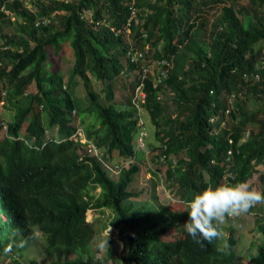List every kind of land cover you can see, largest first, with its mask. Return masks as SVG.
Returning a JSON list of instances; mask_svg holds the SVG:
<instances>
[{"label":"trees","instance_id":"obj_1","mask_svg":"<svg viewBox=\"0 0 264 264\" xmlns=\"http://www.w3.org/2000/svg\"><path fill=\"white\" fill-rule=\"evenodd\" d=\"M126 77L145 93L137 107L133 94L116 97ZM2 102L12 118L0 122V264H45L36 249L49 264H238L237 224L227 247L197 243L186 201L248 182L264 163V0H36L34 10L0 0ZM140 108L154 127L147 147L165 165V178L155 174L178 206H152L140 186ZM255 205L239 215L258 212L249 255L264 264V202ZM90 209L112 211L122 251L72 260L96 237Z\"/></svg>","mask_w":264,"mask_h":264},{"label":"rangeland","instance_id":"obj_2","mask_svg":"<svg viewBox=\"0 0 264 264\" xmlns=\"http://www.w3.org/2000/svg\"><path fill=\"white\" fill-rule=\"evenodd\" d=\"M35 1L36 0H25V4L26 6H28V8L34 10ZM219 13H220V9H217L215 12H213V14L210 17L211 20L216 19ZM58 59L59 57H56V60ZM73 64H74L73 60L67 57L62 63L61 68L67 74V72L70 69H72ZM148 70H150L149 74H154L157 70V64L151 65L150 69ZM135 75H136L135 73H132V76L135 77ZM130 79L133 80L134 78L126 77L123 80L119 81V84L116 86L117 99L125 98L126 101H128L127 100L128 97L132 98L131 96L133 94V88L131 86ZM78 86H79V94H83L82 85L79 84ZM31 91H35V88L33 86L31 88ZM137 95H138L137 90H135L133 94L134 100L132 101L134 102L133 105H135L136 107L138 106L137 104L138 100H140V98L136 99ZM138 112H139L138 117L140 118L139 125L142 127L138 128L134 136L135 146L137 147L140 146L139 138L141 136L140 135L141 132L145 131L147 133V137L145 138V141H144L145 147L140 146L142 148L140 149L142 151V157H141L142 159L141 160L135 159L136 163H138L139 166L142 168V171L139 174V177L141 178V182H142L140 186L146 189L147 199L149 200L148 203L152 204V206L154 207L156 206L159 207V205L178 206L177 205L178 200L174 197V193H173L175 192V190L166 188L165 185H163V183L161 182L160 176H157L154 171V169H156L157 167L162 168L161 172L163 174V178H165L164 176L165 175L164 174L165 165L163 164V162L159 161L160 157H158V155L155 152L153 154L150 151V148L147 147L150 142H154L155 140L154 127H153V124L151 123L149 113L143 108H140ZM11 116H12L11 111L7 110L4 107L3 102H2L0 104V122L11 121V118H12ZM79 123H81L80 120H78L76 124H79ZM4 133H5V129L4 130L2 129L1 136H4ZM52 133H56V131L50 132L51 135ZM79 138L82 142L85 141V139H83L84 136L82 132L81 133L79 132L78 136L76 137V139H79ZM90 152H92L94 156L99 157V152L96 151L95 149L94 150L92 149V151ZM118 161L119 160L116 159V162ZM107 171L111 173L112 176L115 175V171L112 170L111 168L108 167ZM263 174H264V163L257 166V172L254 174L252 178L249 179L248 183L250 184V186L260 190V187L262 185L260 179ZM225 181L226 179H224V182ZM100 193H101V189L98 188L95 190L93 194L98 196ZM254 207L257 210L259 205H255ZM256 213L258 214V212L253 211L250 215H239L240 218L237 215H231L232 218H236V219L231 221L232 218L226 217L227 219L225 218L219 224L220 225V228L218 229L219 234L215 239L217 243L221 245L220 247H225V246L227 247V238H229L231 234L230 227L232 223L234 224L236 223L239 229L241 230L244 229L243 234L239 233L240 230L237 229V227L235 231L236 239H238L237 240L238 244L236 246V251L238 252L237 256L239 255L238 256L239 259L237 260L238 264H244V263L252 264V258H250L249 254L252 253V255H258L256 247L250 246L252 237L254 236V234H252V230L256 229V225H255V222L257 220L256 219L257 216H255ZM87 219L90 222L96 223V230H97L96 237L93 240V242L89 245V247L87 248L88 250L87 252L86 251L82 252L81 250H77L76 253H74L71 256L72 260H74L75 258H78V256H81L84 259H87L88 257L94 256V255L102 259L103 257L108 258L109 256L107 255L110 252V250H114V251H117L118 253H121L123 243L120 240V235H119L118 230L114 226L111 225L112 220H113L112 211L107 210V209H104V210L90 209L87 213ZM38 235H39V241L37 240L36 242L37 246L38 248L43 249L42 234L38 233ZM175 235H176L175 232L172 231L170 235H168V237L171 239L175 237ZM106 240H107V243H105ZM34 247L32 248V251ZM30 252H31V249L29 250V253ZM32 256L35 258H38L39 262L45 261L44 262L45 264H49V262H51V260H49L51 256L47 255L45 252L41 253L38 249L35 250ZM109 261L111 263L114 262L112 258H110ZM22 262L23 264H29L27 260H23Z\"/></svg>","mask_w":264,"mask_h":264},{"label":"clouds","instance_id":"obj_3","mask_svg":"<svg viewBox=\"0 0 264 264\" xmlns=\"http://www.w3.org/2000/svg\"><path fill=\"white\" fill-rule=\"evenodd\" d=\"M259 202H264V191L250 186L247 181L209 186L186 201L185 231L197 243L211 242L218 236V225L226 215L247 212Z\"/></svg>","mask_w":264,"mask_h":264},{"label":"built area","instance_id":"obj_4","mask_svg":"<svg viewBox=\"0 0 264 264\" xmlns=\"http://www.w3.org/2000/svg\"><path fill=\"white\" fill-rule=\"evenodd\" d=\"M148 71L149 70H147V69H144V72L145 73H148ZM166 73L165 72H162L161 74H160V76H158V80L160 81V80H162V79H164L165 77H166ZM137 93H138V95H137V97H136V99H138V98H140L141 100H142V102H144V99H145V93H143V90H142V87H139L138 89H137ZM140 100H138V102H139ZM138 104V103H137ZM145 136V133H142V135H141V138L139 139V142H140V146H143V147H145V145H144V143H143V137ZM139 146V147H140ZM92 149L94 150H96V151H98L97 150V148L95 147V146H91V149H90V151H92Z\"/></svg>","mask_w":264,"mask_h":264}]
</instances>
